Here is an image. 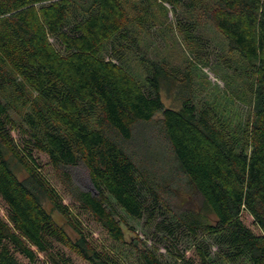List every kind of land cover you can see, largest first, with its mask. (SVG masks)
Here are the masks:
<instances>
[{"label": "trees", "instance_id": "obj_1", "mask_svg": "<svg viewBox=\"0 0 264 264\" xmlns=\"http://www.w3.org/2000/svg\"><path fill=\"white\" fill-rule=\"evenodd\" d=\"M208 25L242 65L249 113L237 133L196 104L190 57L172 61L179 37L200 59L186 29ZM0 207V264H123L120 243L165 264L125 241L118 209L147 223L160 214L169 237L192 238L181 264H215L211 245L229 262L264 264V0H0Z\"/></svg>", "mask_w": 264, "mask_h": 264}, {"label": "rangeland", "instance_id": "obj_2", "mask_svg": "<svg viewBox=\"0 0 264 264\" xmlns=\"http://www.w3.org/2000/svg\"><path fill=\"white\" fill-rule=\"evenodd\" d=\"M181 13V10H179L178 17L181 22H184V25L190 24L183 19ZM170 18H172L171 13ZM186 30L191 32L194 37L201 39V41H199L203 47L200 53L201 57L200 59H198L199 57L196 59L189 47H184L183 41L179 37V40L175 39L177 44H175L172 52V61L175 62V64H181L184 59L190 57L194 64L192 72L194 76V95L196 104L198 106H210L213 108L219 119L237 133L239 128L243 126L249 113V107L242 101L243 95L246 94L245 90H241L244 84L241 76L242 65L236 55L228 53L226 40L211 26L208 25L203 31L199 29ZM200 34L202 35L201 37ZM157 39L161 46L164 47V43H161L162 40L160 37L157 36ZM162 52L163 55H168L166 54L168 50L165 47ZM161 99L166 108L176 110L180 108V103L176 99L174 90L168 92L163 89L161 91ZM13 108L15 112L12 113V116L19 124L22 122L21 113L23 109L21 105H15ZM156 117L157 119L161 118V114H158ZM11 164L17 177L21 180L25 179L27 176L25 170L21 169L15 161H12ZM74 175L77 183L83 189L95 192L86 171L82 167L76 168L74 170ZM201 201L202 199L200 197L196 198L194 202L196 209H201V213L213 218L212 215L207 213L206 209L203 208ZM41 202L46 211L52 216L54 221L63 228L68 237L73 241L79 240V235L68 224L67 220L56 211L52 203L45 197L41 198ZM67 203H70L68 199L66 200V204ZM118 210L123 217L122 227L125 241L139 244L141 248L146 246L148 249L155 252L159 259L165 264H181L178 262V253L183 252L191 245L193 241L192 238L182 233L177 234L175 237H169L167 232L163 230L162 223L165 224V217L160 214H157L154 221L147 223V216L141 220H137L129 217L123 210ZM0 214H4L1 207ZM90 231H92V227ZM89 235L94 241H101L103 243L104 235L98 227L94 226L93 232L89 233ZM201 238L210 245L213 244L210 237L202 236ZM211 246V261L215 264H248L246 261L229 262L222 256L216 246ZM113 248L123 264H144L136 248L121 243L116 244Z\"/></svg>", "mask_w": 264, "mask_h": 264}]
</instances>
